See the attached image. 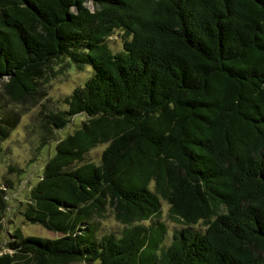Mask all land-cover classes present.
Returning <instances> with one entry per match:
<instances>
[{"label": "trees", "instance_id": "16d2710c", "mask_svg": "<svg viewBox=\"0 0 264 264\" xmlns=\"http://www.w3.org/2000/svg\"><path fill=\"white\" fill-rule=\"evenodd\" d=\"M63 60L93 75L47 115V133L85 120L57 141L22 211L62 235L15 230L0 264H264V0H0L10 102H37ZM20 117L0 106V147ZM160 199L185 226L158 251L162 224L143 223ZM109 213L119 236L98 233Z\"/></svg>", "mask_w": 264, "mask_h": 264}, {"label": "rangeland", "instance_id": "374dc122", "mask_svg": "<svg viewBox=\"0 0 264 264\" xmlns=\"http://www.w3.org/2000/svg\"><path fill=\"white\" fill-rule=\"evenodd\" d=\"M86 6L89 10H94L92 3H87ZM122 41L121 33L116 31L107 39L106 44L112 53H119L123 51ZM92 75L93 71L87 65L79 70L73 63L69 65L67 60L52 64L41 80L39 89L43 94L37 102H25V99L18 100V103L10 102L3 85L7 80L2 83L0 81V106L3 112H18L21 116L16 128L0 147V247L15 230H20L23 236L53 238L62 235L61 232L48 230L40 224L25 222L22 211L29 203L32 189L42 177L45 163L54 156L57 141L72 134L85 120L83 115H76L64 129L49 135L47 115L66 110L67 106L63 103L65 97L74 89L83 87ZM105 148L106 145H100L92 149L86 160L97 163ZM168 209V203L160 199L159 215L152 218V223H143L162 224L163 232L156 235L158 251L170 245L173 233L185 226L180 221L169 219ZM99 226V234L111 231L117 236L124 227L111 213L99 219ZM191 226L197 230L204 228L202 223ZM150 230L147 229V233Z\"/></svg>", "mask_w": 264, "mask_h": 264}]
</instances>
